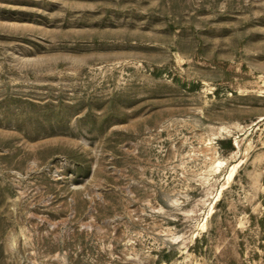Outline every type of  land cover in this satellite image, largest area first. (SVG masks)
Masks as SVG:
<instances>
[{
    "label": "rangeland",
    "instance_id": "obj_1",
    "mask_svg": "<svg viewBox=\"0 0 264 264\" xmlns=\"http://www.w3.org/2000/svg\"><path fill=\"white\" fill-rule=\"evenodd\" d=\"M0 264H264V0H0Z\"/></svg>",
    "mask_w": 264,
    "mask_h": 264
}]
</instances>
